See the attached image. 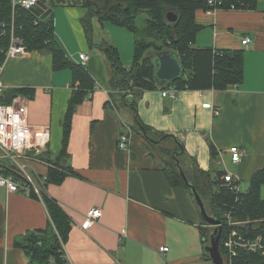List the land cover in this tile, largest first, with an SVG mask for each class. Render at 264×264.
Returning <instances> with one entry per match:
<instances>
[{"label": "crops", "instance_id": "crops-1", "mask_svg": "<svg viewBox=\"0 0 264 264\" xmlns=\"http://www.w3.org/2000/svg\"><path fill=\"white\" fill-rule=\"evenodd\" d=\"M34 12L53 20L56 39L72 63L55 69L52 53L31 50L8 59L2 72L11 90H23L33 129L51 132L44 152L50 153L52 162L30 163L40 174L48 175L63 148V119L74 89L81 84L73 68L81 63V52H89L86 69L96 84L72 117L69 155L58 167L66 175L46 188V194L70 216L72 228L64 246L69 264H214L206 255L208 243L202 238V216L192 190L170 183L158 148L175 147L179 141L188 154L186 162L195 160L201 169L214 174L231 172L240 192L249 189L253 176L264 168V0L254 10L195 12L202 26L196 46L243 50L242 82L225 89L177 90L175 97L163 96L159 87L143 90L130 95L135 108L115 102L106 106L111 63L104 50L93 47L112 40L105 24L92 17L94 45H87L82 20L88 10L82 0H40ZM117 31L124 36L127 56L134 43L132 33ZM245 37L251 40L243 44ZM114 44L121 55L124 50ZM206 102L219 107L220 113L204 108ZM135 109L145 124L171 139L152 146L136 126ZM125 130H130L131 141L122 150L118 138ZM233 145L246 150L240 162L232 161ZM93 207L102 208L103 215L84 229L86 214ZM49 220L44 199L0 188V264H29L28 253L15 246V241L46 228ZM164 246L169 250L161 252Z\"/></svg>", "mask_w": 264, "mask_h": 264}, {"label": "trees", "instance_id": "trees-1", "mask_svg": "<svg viewBox=\"0 0 264 264\" xmlns=\"http://www.w3.org/2000/svg\"><path fill=\"white\" fill-rule=\"evenodd\" d=\"M82 1L88 10V14L84 17V23L88 34L91 35L90 42L92 45H94L91 33L93 16L98 17L102 24L111 22L124 27L136 37L134 60L131 67L123 66L117 47L107 41L99 44V47L106 52L112 68L110 99L106 102V106L115 102L118 106L135 108L136 104L130 95L135 97L143 90H152L158 87L162 90L173 88L176 91L225 89L230 84H239L244 78V53L242 49H215L211 46L198 47L195 45L197 34L202 29V26L195 20V12L197 9L205 11L211 9L254 10L257 9L259 0H213V4H209V0ZM169 11L178 15L177 21L172 22L168 19L167 13ZM141 12L148 16L143 31H140L136 22ZM15 14V30L24 39L30 51L41 50L52 53L55 69L72 65L56 39L52 19L41 17L40 21L36 23L35 19L39 15L34 11L18 10ZM11 22L12 0H0V33L2 23H5L7 24V36H9ZM141 34L144 37H141ZM149 39L160 40L162 44L157 46L154 41ZM165 49L178 55L185 69V74L170 84L160 86L156 81L155 66L149 54ZM73 68L76 71V78L80 80L81 84L79 88L74 89L70 97L68 109L63 119V148L54 159L56 165L49 168L46 185L64 179L66 173L61 172L58 167L59 161L69 155L68 144L72 117L76 107L95 89L96 85L90 73L81 64L74 65ZM10 92L16 94L22 93L23 90L12 89ZM135 118L136 126L145 134L149 143L155 144L163 139H171L170 135L155 132L142 121L137 112ZM161 151L171 156V160L167 161L165 169L170 183L175 186H184L191 191V188L184 182L181 174V170H183L189 182L196 187L203 200H206L207 211L222 221L220 250L227 263L264 264V251L253 252L240 249L236 256L230 260L223 244L224 238L232 228H237L248 236L253 237L258 234L264 236V197L261 195V189L264 186V168L258 170L253 176L247 191L234 192L231 191L228 182L222 178L225 174L224 170H217L215 174L214 171H205L197 165L195 160L191 166H185L188 154L179 141L177 144L175 143L173 149L161 148ZM212 154H216L214 146H212ZM41 157L47 162H52L50 153L44 152ZM32 197L38 198L35 193H32ZM43 199L50 214L47 227L27 233L15 241V246L28 253L29 264H68L61 248L62 242H67L72 228L70 216L46 192L43 194ZM229 213L235 221H248L251 226L247 229L240 225L229 226L226 217ZM202 221V238L207 242V230L204 225L208 223L203 218ZM206 255L209 257L207 253Z\"/></svg>", "mask_w": 264, "mask_h": 264}, {"label": "built area", "instance_id": "built-area-1", "mask_svg": "<svg viewBox=\"0 0 264 264\" xmlns=\"http://www.w3.org/2000/svg\"><path fill=\"white\" fill-rule=\"evenodd\" d=\"M40 0H12V22L10 24L11 33L7 36V24L2 23L0 33V188H5L7 193H23L32 197L35 193L39 199L43 200V194L46 192L48 176L40 174L32 168L31 162L44 161L41 153L47 151L52 136L48 129L35 130L28 122L27 98L21 93L12 94L10 87L4 82L2 72L8 59L18 56H25L30 51L22 37L15 30V16L18 10L34 11ZM213 4V0H209ZM215 9H211L214 11ZM40 16L35 22L40 21ZM7 37V39H5ZM250 37L242 40L243 44L250 42ZM81 65L86 68V61L89 55L85 52L80 53ZM163 96H176V90L173 88L162 91ZM204 108L218 115L220 108L214 106L212 102L203 103ZM11 109V112L7 109ZM131 141L130 130L122 131L118 138V148L127 150ZM231 158L233 162H240L246 156V150L238 145L230 147ZM230 185L231 191L239 192V185L235 175L231 172L222 177ZM103 215L102 208L93 207L87 214L83 223V228L88 229L92 224ZM227 224L229 226L240 225L247 229L251 226L248 221H235L231 214H227ZM224 247L231 260L240 249L248 251H264V236H248L246 233L232 228L223 241ZM65 243L62 242L61 251L67 258ZM169 250L168 246L160 248L161 252ZM231 262V261H230ZM69 264V261H68Z\"/></svg>", "mask_w": 264, "mask_h": 264}, {"label": "water", "instance_id": "water-1", "mask_svg": "<svg viewBox=\"0 0 264 264\" xmlns=\"http://www.w3.org/2000/svg\"><path fill=\"white\" fill-rule=\"evenodd\" d=\"M167 17L172 22L178 20V15L173 11H169L167 13ZM149 55L155 66L156 81L160 86L170 84L172 81L177 80L185 74V69L183 68L180 59L175 52L165 49L152 52ZM181 174L185 184L192 190L195 200L200 208V214L202 218L208 224L215 227L210 236V243L205 247L206 252L209 254V257L214 262V264H226V261L220 250V241L223 230L222 221L216 216L209 214L206 209V204L196 187L189 182L183 170H181Z\"/></svg>", "mask_w": 264, "mask_h": 264}, {"label": "rangeland", "instance_id": "rangeland-1", "mask_svg": "<svg viewBox=\"0 0 264 264\" xmlns=\"http://www.w3.org/2000/svg\"><path fill=\"white\" fill-rule=\"evenodd\" d=\"M85 17V16H84ZM93 17H96V16H93ZM147 14H145V13H140L139 14V16H138V18H137V25H138V28L140 29V31H143V30H145V27H146V20H147ZM82 24H83V26H84V28H85V31H86V34H87V37H88V39H87V37H86V40H87V42H88V46H90V37H91V35H89L88 34V32H87V30H86V27H85V23H84V18H83V20H82ZM102 24V23H101ZM105 24V26L107 27L106 28V31H107V33H108V35H109V37L111 38V40H112V43L110 42V44H113L114 46L116 45V44H114L115 42L116 43H118V45H119V47H120V49L121 50H124L123 52H121V55H120V58H121V61L125 64V66H132V64H133V60H134V46H135V40H136V37H135V35L132 33V36H133V38H134V43H133V45H132V48L130 49V51H129V54H127V56H126V53H125V51L126 50H128V47H127V44H126V42L124 41V36H123V34L121 33V32H119V31H117V30H123V32L126 30V28L124 29V27H121V26H118V25H112V23L111 22H105L104 23ZM103 25V24H102ZM129 31V30H128ZM145 32V31H144ZM91 33H92V35H93V33H94V35H95V30L92 28V31H91ZM141 37H144L143 36V34H141L140 35ZM139 40V39H138ZM150 41H154L155 43H156V45L157 46H161V44H162V41H157V40H155V39H149ZM99 43L100 42H98L97 43V46L96 47H93V48H95V49H97V50H99L100 49V47H99ZM116 47V46H115ZM119 51V50H118ZM102 52H105V51H102ZM87 53V52H86ZM89 53V52H88ZM87 53V54H88ZM106 53V52H105ZM107 55V54H106ZM107 57V56H106ZM125 107H128V106H125ZM152 146H154L155 147V144H151ZM158 147V146H157ZM168 147V145H162V147H160L159 146V151L161 152V154H162V156H163V161L165 162V163H167V161H169V160H171V156L168 154V153H166V152H162L161 151V148H167ZM170 149H173L174 148V146L172 145L171 147H169ZM157 149V150H158ZM158 152V151H157ZM159 153V152H158ZM190 164H192V162L190 161V162H186L185 163V166H188L189 167V165ZM205 200V199H204ZM205 203H206V200H205ZM210 213V212H209ZM211 214V213H210ZM212 215V214H211ZM205 226V229L207 230V236H208V240H207V243L209 244L210 243V235H211V233L214 231V226H211V225H208V224H206V225H204ZM226 261V260H225ZM226 264H228L227 263V261H226Z\"/></svg>", "mask_w": 264, "mask_h": 264}, {"label": "clouds", "instance_id": "clouds-1", "mask_svg": "<svg viewBox=\"0 0 264 264\" xmlns=\"http://www.w3.org/2000/svg\"><path fill=\"white\" fill-rule=\"evenodd\" d=\"M31 3H35V0H31ZM7 111L11 112V109H7Z\"/></svg>", "mask_w": 264, "mask_h": 264}]
</instances>
